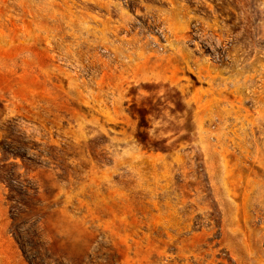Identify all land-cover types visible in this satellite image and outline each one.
<instances>
[{
	"label": "rangeland",
	"instance_id": "1",
	"mask_svg": "<svg viewBox=\"0 0 264 264\" xmlns=\"http://www.w3.org/2000/svg\"><path fill=\"white\" fill-rule=\"evenodd\" d=\"M0 264H264V0H0Z\"/></svg>",
	"mask_w": 264,
	"mask_h": 264
},
{
	"label": "trees",
	"instance_id": "2",
	"mask_svg": "<svg viewBox=\"0 0 264 264\" xmlns=\"http://www.w3.org/2000/svg\"><path fill=\"white\" fill-rule=\"evenodd\" d=\"M6 181L10 182L5 176L3 177ZM18 243L20 244V246L22 247V250L24 251V253L26 252L25 251V245L24 243L22 242V239L21 237H18Z\"/></svg>",
	"mask_w": 264,
	"mask_h": 264
}]
</instances>
